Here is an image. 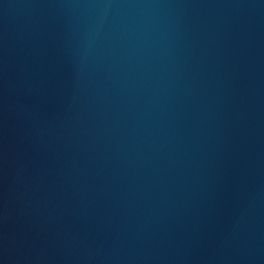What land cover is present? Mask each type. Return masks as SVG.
Instances as JSON below:
<instances>
[{
	"label": "water",
	"instance_id": "water-1",
	"mask_svg": "<svg viewBox=\"0 0 264 264\" xmlns=\"http://www.w3.org/2000/svg\"><path fill=\"white\" fill-rule=\"evenodd\" d=\"M0 264H264V0H0Z\"/></svg>",
	"mask_w": 264,
	"mask_h": 264
}]
</instances>
